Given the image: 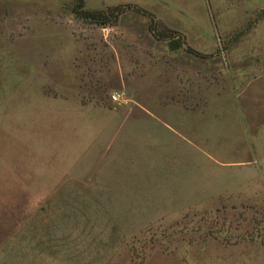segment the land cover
I'll list each match as a JSON object with an SVG mask.
<instances>
[{
    "label": "rangeland",
    "instance_id": "1",
    "mask_svg": "<svg viewBox=\"0 0 264 264\" xmlns=\"http://www.w3.org/2000/svg\"><path fill=\"white\" fill-rule=\"evenodd\" d=\"M0 264H264V0H0Z\"/></svg>",
    "mask_w": 264,
    "mask_h": 264
},
{
    "label": "trees",
    "instance_id": "2",
    "mask_svg": "<svg viewBox=\"0 0 264 264\" xmlns=\"http://www.w3.org/2000/svg\"><path fill=\"white\" fill-rule=\"evenodd\" d=\"M131 5H129L128 3H123L120 4L118 7V10L116 13H114V16L116 17L117 14H119L120 12H122L124 10V8H127ZM135 10H138V8L136 7ZM139 10L142 11V9L139 8ZM86 13H84V15H86V17H88L89 19H91L92 21L98 22V23H106L107 19L106 16L103 17H98L96 12H92V11H85ZM148 17L150 18V22L148 23V30L150 31V33L156 37V38H160V37H164L165 35H160L157 31H156V25H155V20L153 18V16L149 13H147Z\"/></svg>",
    "mask_w": 264,
    "mask_h": 264
},
{
    "label": "crops",
    "instance_id": "3",
    "mask_svg": "<svg viewBox=\"0 0 264 264\" xmlns=\"http://www.w3.org/2000/svg\"><path fill=\"white\" fill-rule=\"evenodd\" d=\"M144 114L148 115V116H152L155 120H158V121L165 119V117L159 115V113L144 112ZM163 124L167 126L166 123H163ZM167 127L169 128V129L167 128V130H169L171 133L172 132L176 133L175 136L177 135V136H179L181 138V140L185 141L184 143L186 144L187 147L190 146L191 149H194V142H193V140H191L189 138V136H184V133H182V132L180 133L178 130L173 129V128L169 127V126H167ZM199 152H201V150H199Z\"/></svg>",
    "mask_w": 264,
    "mask_h": 264
},
{
    "label": "water",
    "instance_id": "4",
    "mask_svg": "<svg viewBox=\"0 0 264 264\" xmlns=\"http://www.w3.org/2000/svg\"><path fill=\"white\" fill-rule=\"evenodd\" d=\"M167 45L170 49H174L177 47L178 43L176 39H170L168 40Z\"/></svg>",
    "mask_w": 264,
    "mask_h": 264
},
{
    "label": "built area",
    "instance_id": "5",
    "mask_svg": "<svg viewBox=\"0 0 264 264\" xmlns=\"http://www.w3.org/2000/svg\"><path fill=\"white\" fill-rule=\"evenodd\" d=\"M111 100L119 101L120 100V93L119 92H112L110 94Z\"/></svg>",
    "mask_w": 264,
    "mask_h": 264
}]
</instances>
